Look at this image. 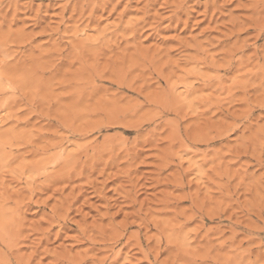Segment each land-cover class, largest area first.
Here are the masks:
<instances>
[{
    "label": "rangeland",
    "instance_id": "374dc122",
    "mask_svg": "<svg viewBox=\"0 0 264 264\" xmlns=\"http://www.w3.org/2000/svg\"><path fill=\"white\" fill-rule=\"evenodd\" d=\"M0 264H264V0H0Z\"/></svg>",
    "mask_w": 264,
    "mask_h": 264
}]
</instances>
